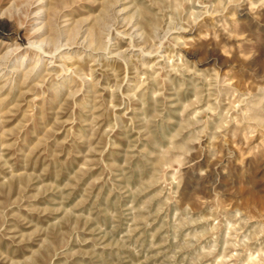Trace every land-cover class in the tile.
<instances>
[{"label": "rangeland", "instance_id": "obj_1", "mask_svg": "<svg viewBox=\"0 0 264 264\" xmlns=\"http://www.w3.org/2000/svg\"><path fill=\"white\" fill-rule=\"evenodd\" d=\"M0 59V264H264V0H0Z\"/></svg>", "mask_w": 264, "mask_h": 264}, {"label": "bare ground", "instance_id": "obj_2", "mask_svg": "<svg viewBox=\"0 0 264 264\" xmlns=\"http://www.w3.org/2000/svg\"><path fill=\"white\" fill-rule=\"evenodd\" d=\"M19 31H20V30L17 29V30L14 32V35L16 36L14 39L17 38V35L19 34ZM33 36H35V35H33ZM18 39H19V42H18V43H17V42L14 43V44H15V45H14V48L8 50V53H7V54H8V55H7V58H8V59H10V58H12V59H13V58H14V59L17 58V55L19 54V53H18V50L20 51V49H19L20 47L23 48V49H22L23 51H24V50L26 51V50H28V49H29V50L36 49V52H38V51L40 52V51H41V50H38V51H37L38 48H35L36 46H35L33 43L30 44L31 41H30V42H29V41H25V42H24V39H21V37L18 38ZM32 44H33L34 46H32ZM37 46H38V45H37ZM38 47H40V46H38ZM40 48H41V47H40ZM34 52H35V50H34ZM21 53H22V52H21ZM41 53H42V52H41ZM38 55H40V54L38 53ZM47 55H48V54H47ZM49 55H50V54H49ZM52 55H53V54H51L50 56H48L49 59L52 58ZM5 56H6V55H5ZM2 57H3V56H2ZM4 59H5V57H4ZM52 59H53V58H52ZM0 60H1V59H0ZM2 61L4 62V60H2ZM11 61H12V60H11ZM5 62H6V61H5ZM1 63H2V62H1ZM4 65H5V64H4Z\"/></svg>", "mask_w": 264, "mask_h": 264}]
</instances>
